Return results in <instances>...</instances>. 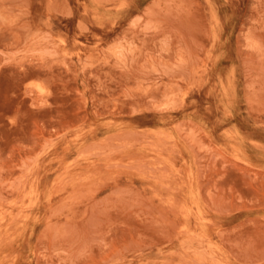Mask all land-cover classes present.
I'll list each match as a JSON object with an SVG mask.
<instances>
[{
	"label": "rangeland",
	"instance_id": "1",
	"mask_svg": "<svg viewBox=\"0 0 264 264\" xmlns=\"http://www.w3.org/2000/svg\"><path fill=\"white\" fill-rule=\"evenodd\" d=\"M0 264H264V0H0Z\"/></svg>",
	"mask_w": 264,
	"mask_h": 264
},
{
	"label": "bare ground",
	"instance_id": "2",
	"mask_svg": "<svg viewBox=\"0 0 264 264\" xmlns=\"http://www.w3.org/2000/svg\"><path fill=\"white\" fill-rule=\"evenodd\" d=\"M93 6V5H92ZM97 8V7H96ZM98 10V9H97ZM239 151V150H238ZM191 196V195H190ZM189 196V197H190ZM190 212V211H189ZM189 214V213H188ZM198 215H200V214H198ZM195 218V217H194ZM197 220H198V217L196 218ZM202 220V219H201ZM199 224H200V222H199ZM202 226H204V225H202ZM199 231V230H198Z\"/></svg>",
	"mask_w": 264,
	"mask_h": 264
}]
</instances>
